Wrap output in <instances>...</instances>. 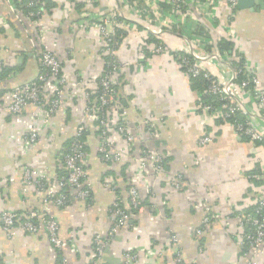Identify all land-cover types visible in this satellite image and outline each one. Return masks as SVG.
<instances>
[{
  "label": "crops",
  "instance_id": "1",
  "mask_svg": "<svg viewBox=\"0 0 264 264\" xmlns=\"http://www.w3.org/2000/svg\"><path fill=\"white\" fill-rule=\"evenodd\" d=\"M69 1L49 0L46 4L41 23L49 27L50 20L55 22L47 43L60 53L67 74L71 76L73 68L93 74L102 68V60L91 38L69 31L68 24L78 20L82 9L77 6L71 11ZM110 7L130 16L118 0H101L86 8L105 11ZM227 15L228 8L224 5L215 18L216 23L226 22ZM195 23L194 18L187 17L181 20V26L171 25L157 36L164 43L165 51L149 61L140 58V48L152 40V33L142 24L125 32L120 54L132 66L118 80V96L132 120L149 115L164 116L165 121L157 123L159 138L149 144L165 154V170L181 173L185 185L175 191L161 180H151L149 185L155 196L150 197L142 183L140 209L133 213L127 226L118 229L99 264H123L126 251L137 255L131 264H173L176 245L170 241L171 231L178 237L185 264H192L193 260L195 264L243 263L235 216L249 211L256 183L248 174L264 168V145L238 135L229 123L197 111L199 100L207 95L205 88L200 89L197 81L188 78L170 52L184 44L182 34L194 42L201 39L193 31ZM231 25L236 41L225 39L219 47L230 42L222 50L232 49L235 56L241 55L264 86V0H247L245 5L241 2L240 7L236 6ZM29 32L33 31L26 32L13 21L5 1L0 0V55L4 61L0 79V209L18 212L22 217L28 210L38 208L43 197L34 187H29L26 193L21 191L23 167L43 169L49 179L59 172L60 155L68 146L80 111L78 103L68 96L51 116L34 104H27L19 114L8 111L10 92L30 82L38 71L35 55L26 51ZM218 32L207 38L214 40ZM220 32L219 35H225ZM213 68L224 78L229 76L226 66ZM243 98L250 112H255L249 97ZM255 126L264 135V118L255 117ZM31 129L38 130L34 145L25 139ZM205 131L212 134V140L199 145L198 139ZM84 140L86 177L92 183L90 205L84 207L77 203L68 208L51 209L61 237L64 240L73 237L77 243L78 251L67 244L61 251L69 264H87L92 234H104L111 226L114 192L102 186L103 180L109 175L117 179L130 176L128 161L106 164L98 158L95 133H86ZM122 197L126 205L124 192ZM206 214L211 215V224L197 239L191 233ZM16 230L13 236H8L0 226V264H54L57 261L60 253L49 245L45 230L30 234ZM199 242L204 246L201 253H197ZM256 261L264 264V252Z\"/></svg>",
  "mask_w": 264,
  "mask_h": 264
},
{
  "label": "built area",
  "instance_id": "2",
  "mask_svg": "<svg viewBox=\"0 0 264 264\" xmlns=\"http://www.w3.org/2000/svg\"><path fill=\"white\" fill-rule=\"evenodd\" d=\"M4 1L13 21L26 32L33 31L27 33L26 51L35 55L38 64L36 76L10 92L8 111L19 114L27 104H34L51 116L59 110L65 96L76 101L80 109L68 146L60 155V171L49 179L43 169L27 166L22 169L21 191L26 193L29 187H34L43 194L40 206L28 210L24 217L18 212L0 209V226L8 236H13L16 229L25 234L36 233L40 229L46 231L49 245L60 253L54 264H69L61 252L66 244L74 251H78V247L73 237L68 240L61 237L59 224L51 209L68 208L77 203L84 207L90 205L92 183L86 177V133L92 131L96 134V154L102 162L116 164L128 161L127 174L130 175L119 179L109 175L102 182L103 187L114 192L110 207L112 223L106 233L92 234L87 264H99L118 229L127 226L133 213L140 209L142 183L150 197L155 196L149 185L151 180H161L175 191L182 190L185 185L181 173L165 170V154L149 144L159 138L157 123L164 122V116L149 115L141 120H132L118 96V80L132 66V62L120 54L122 40L128 29L142 24L152 33V40L140 48V58L149 61L152 56L165 51L164 43L157 36L171 25L181 26L182 19L194 18L196 23L193 31L201 39L194 42V39L190 40L188 35L182 34L184 44L170 52L188 78L205 84V94L211 97L209 102L200 99L197 111L229 123L238 135L264 145V135L255 126V117L264 118L263 83L241 55L235 56L232 49L222 50L218 45L225 39L236 41L231 22L238 0H118L129 12V17L122 15L116 7L105 11L86 8L101 0H70L71 11L77 5H81L82 9L78 20L68 24L69 31L91 38L96 54L102 60L99 71L87 75L73 68L71 76L64 71L60 53L47 43L48 34L55 29V22L50 20L49 27L41 23L49 0ZM224 5L228 8L227 20L216 23L215 18ZM180 29H176V32L180 33ZM216 30L219 32L214 40L207 38L208 35L213 36ZM220 30L225 35H219ZM66 51L71 55L69 48ZM220 65L228 68L227 78L214 70L213 67ZM3 67L4 61L0 55V79ZM245 96L255 105V112H250L244 102ZM25 139L29 145H34L38 130L31 129ZM211 140L212 134L205 131L198 143L205 145ZM248 177L256 183L250 208L246 213L239 212L235 216L239 227V254L243 262L239 264H257V257L264 252V168L248 174ZM123 192L127 197L126 205L122 200ZM210 224L211 215H204L192 231V236L200 239ZM169 238L176 245L173 264H185L177 235L171 231ZM203 250L204 246L199 242L197 253ZM136 259L137 255L132 251L123 254V264H131ZM192 264H195V260Z\"/></svg>",
  "mask_w": 264,
  "mask_h": 264
},
{
  "label": "trees",
  "instance_id": "3",
  "mask_svg": "<svg viewBox=\"0 0 264 264\" xmlns=\"http://www.w3.org/2000/svg\"><path fill=\"white\" fill-rule=\"evenodd\" d=\"M78 7L80 6L81 7V5H77ZM231 45V43L229 42H227V43H224V44H221V49H224V48H226V47H228V46H230ZM197 83L199 84V88L200 89H203V88H205V84L203 83V82H201V81H197ZM203 87V88H202ZM202 100L203 101H205V102H209L210 100H211V97L210 96H207V95H204L203 97H202Z\"/></svg>",
  "mask_w": 264,
  "mask_h": 264
},
{
  "label": "water",
  "instance_id": "4",
  "mask_svg": "<svg viewBox=\"0 0 264 264\" xmlns=\"http://www.w3.org/2000/svg\"><path fill=\"white\" fill-rule=\"evenodd\" d=\"M245 1H247V0H238L237 1V6L240 7L241 6V2H242V4L245 5Z\"/></svg>",
  "mask_w": 264,
  "mask_h": 264
}]
</instances>
